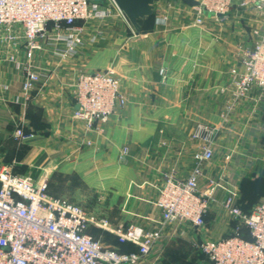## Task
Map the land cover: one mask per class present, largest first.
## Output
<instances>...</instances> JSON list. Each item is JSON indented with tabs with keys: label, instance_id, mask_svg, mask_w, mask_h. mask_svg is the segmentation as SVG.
I'll list each match as a JSON object with an SVG mask.
<instances>
[{
	"label": "crops",
	"instance_id": "1",
	"mask_svg": "<svg viewBox=\"0 0 264 264\" xmlns=\"http://www.w3.org/2000/svg\"><path fill=\"white\" fill-rule=\"evenodd\" d=\"M238 2L217 19L206 14L200 27L192 25L189 5L183 2L178 5L182 12L169 10V21L158 24L161 2L155 6L152 28L140 32L112 7L111 16L102 21L103 36L86 43L75 57L37 54L51 74L28 100L14 69L0 66V166L46 175L49 194L79 205L90 216L106 218L111 228L134 223L152 229L160 217L155 200L163 174L187 175L199 144L191 131L195 123L205 122L219 130L214 158L203 165L200 188L223 175L238 190L239 205L255 206L264 199V102L254 109L253 91L227 119L222 116L228 95L220 87L229 81L238 44L252 43L255 13ZM95 28L96 22L90 32ZM162 67L165 77L159 72ZM99 69L115 72L127 103L97 132L72 117L76 104L69 84L79 71ZM24 122V131L35 136L20 141L14 133ZM123 147L127 154L121 160ZM249 186L254 190L251 204L243 196ZM205 224L204 234L215 239L228 235L234 221L213 206ZM87 232L105 246L136 251L135 245L120 243L114 233L95 224ZM198 234L184 227L138 264H206L192 245Z\"/></svg>",
	"mask_w": 264,
	"mask_h": 264
},
{
	"label": "built area",
	"instance_id": "2",
	"mask_svg": "<svg viewBox=\"0 0 264 264\" xmlns=\"http://www.w3.org/2000/svg\"><path fill=\"white\" fill-rule=\"evenodd\" d=\"M196 1L197 5L186 6V13L193 17L192 25L199 27L206 14L217 19L234 3ZM238 1L240 7L251 9L255 18L252 43L238 44V59L229 68V81L220 87L228 95L224 119L253 91H257L254 109L264 102V0ZM181 3L163 1L156 22H168L169 10L182 12L178 6ZM112 7L117 8L113 0H0V66L14 69L25 99H30L32 91L45 84L51 74L39 64L37 54L46 52L59 60L75 57L86 43L103 36L102 21L111 16ZM119 14L127 21L120 10ZM95 22L97 28L92 33L90 27ZM159 72L165 77V68ZM69 85L76 104L72 117L83 122L86 130L102 131L116 108L127 103L121 81L111 69L79 71ZM24 125L25 122L14 133L20 141L35 136L25 132ZM218 130L216 125L195 123L190 134L199 142L194 165L185 177L174 171L163 174L155 200L160 217L152 229L134 223L111 228L106 218L90 216L79 205L49 194L46 175L19 174L9 165L0 166V264H138L165 237L188 226L199 233L192 245L206 264H264V200L251 212L242 211L237 204L238 190L223 175L208 179L206 187L200 188L203 165L214 158ZM83 143L90 145L91 141ZM126 154L127 147H123L119 158L124 160ZM217 191L222 192V197H217ZM213 206L237 223L228 235L215 239L204 234L205 216ZM89 224L111 231L120 243L135 245L136 251L121 252L103 245L87 232ZM240 225L248 228L251 239L240 235Z\"/></svg>",
	"mask_w": 264,
	"mask_h": 264
},
{
	"label": "water",
	"instance_id": "3",
	"mask_svg": "<svg viewBox=\"0 0 264 264\" xmlns=\"http://www.w3.org/2000/svg\"><path fill=\"white\" fill-rule=\"evenodd\" d=\"M165 0H113L135 32H140V20H145L154 13L155 6ZM189 6L197 5L196 0H181Z\"/></svg>",
	"mask_w": 264,
	"mask_h": 264
},
{
	"label": "trees",
	"instance_id": "4",
	"mask_svg": "<svg viewBox=\"0 0 264 264\" xmlns=\"http://www.w3.org/2000/svg\"><path fill=\"white\" fill-rule=\"evenodd\" d=\"M153 22H154V13L150 16V17H148L147 19H145V20H140L139 21V23L141 24V26H142V28L141 29H149V28H152V25H153ZM30 173H32V174H34V175H36L35 174V172L33 173V172H30ZM258 183V185L260 184V181L259 182H257ZM261 185V184H260ZM250 187V186H249ZM250 191V192H249ZM248 192L246 191V193H244V195L243 196H245V199H244V201H248V202H250V204H251V202H252V196L251 195H253L254 194V190L252 189V187H250V190H249ZM256 193V192H255ZM250 198V199H249ZM246 203V205H249V203ZM237 204H238V202H237ZM257 204V203H256ZM238 206L241 208V210L242 211H244V212H246V213H249V212H251V210L253 209V207H250V208H247V206H244L243 204H238ZM236 224L237 223H235L234 222V224H233V226H236ZM240 235L241 236H243L244 238H246V239H251V235H250V233H249V230H248V228L246 227V226H241L240 225ZM129 244H131V243H129ZM196 248V247H195ZM197 249V248H196ZM198 250V249H197ZM199 251V250H198ZM200 252V251H199Z\"/></svg>",
	"mask_w": 264,
	"mask_h": 264
},
{
	"label": "rangeland",
	"instance_id": "5",
	"mask_svg": "<svg viewBox=\"0 0 264 264\" xmlns=\"http://www.w3.org/2000/svg\"><path fill=\"white\" fill-rule=\"evenodd\" d=\"M262 200H264V199H262Z\"/></svg>",
	"mask_w": 264,
	"mask_h": 264
}]
</instances>
